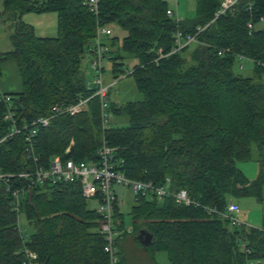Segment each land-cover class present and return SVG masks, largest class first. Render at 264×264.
Listing matches in <instances>:
<instances>
[{
    "label": "trees",
    "instance_id": "trees-1",
    "mask_svg": "<svg viewBox=\"0 0 264 264\" xmlns=\"http://www.w3.org/2000/svg\"><path fill=\"white\" fill-rule=\"evenodd\" d=\"M248 1L251 13L245 9ZM2 2L0 17L12 28L11 49L0 53V66L9 60L17 64L21 90L8 95L18 124L46 116L55 103L74 104L92 96L94 91L86 87L89 72L81 65L92 52L96 19L83 0ZM219 3L195 0V15L175 23L166 15L163 0H100L99 20L125 32L116 49L112 35L103 42L113 78L124 73L119 52L130 55L136 64L128 76L143 96L139 102L109 103L112 118H125L127 124L111 121L105 141L116 149L120 170L128 179L159 185L168 177L171 191H186L194 203L184 207L172 198L138 196L129 212L130 232L118 239V264H128V239L152 264H159L157 253H164L168 264H264V226L245 224L238 229L222 216L231 199H262L264 0H242L234 12L219 17L199 35L201 44L154 62L158 50L169 53L176 31L193 34L213 19ZM26 13H55L57 36L37 38L19 19ZM237 55L252 61L251 76L234 71ZM4 113L0 102V140L9 134ZM25 133L0 144V172L18 174L30 166L24 154ZM102 136L99 100L92 97L86 112L56 117L39 129L33 138L35 154L44 166L54 157L94 160ZM253 148L260 171L249 180L236 163L250 161ZM12 182L23 187L22 180ZM31 189V204L27 193L20 205L33 229L23 242L11 195L0 185V264H22L23 246L43 264H107L104 241L96 233L100 217L88 208L77 184ZM113 214L123 228L117 206ZM140 232L151 237L148 245L141 244Z\"/></svg>",
    "mask_w": 264,
    "mask_h": 264
},
{
    "label": "built area",
    "instance_id": "built-area-1",
    "mask_svg": "<svg viewBox=\"0 0 264 264\" xmlns=\"http://www.w3.org/2000/svg\"><path fill=\"white\" fill-rule=\"evenodd\" d=\"M241 1L220 0L219 7L209 23L203 27H197L193 34H183L180 31H176L173 35V46L169 53L165 55L161 50H158V57L154 62L168 55L180 53L187 47L201 44L198 39L199 35L219 17L234 12ZM99 3L100 0H83L82 2L83 6L96 19L92 52L87 63V71L90 74V78L86 81L87 89L94 91L92 96L80 98L74 104L65 102L55 103L50 107L46 116H40L28 124L19 125L11 96L0 93V102L5 106L2 120L9 125V134L0 140V144L7 138L25 133L26 131L24 134V154L26 162L30 165L18 174L0 172V185L3 186L5 193L11 195L12 211L16 214V228L23 242H25L26 234L21 233L19 220L21 216L20 205L22 199L26 197L28 189L37 186L77 184L85 200L97 203L95 211L100 217V223L96 233L104 241L103 252L107 256V264H118V239H121L124 233H129L130 229L125 226L123 228L118 227L114 219L113 211L118 206V196L114 187L129 189L134 196V200L138 196H149L156 201H160L163 198H172L176 204L184 207H188L194 203L186 191L172 192L170 189V178L168 177L159 185H154L152 182H139L128 179L120 170L122 162L115 157L116 149L109 146L105 141L104 132L109 129L110 125L109 96L116 81L107 83L104 78L105 62L109 57L107 56L108 47L103 43V39L112 35V29L110 24H103L98 18ZM245 9L251 13L252 2L248 1ZM166 15L173 19L175 23H179L183 19L175 10H166ZM247 28L249 30L252 29L251 22L247 23ZM218 54H222V51H219ZM236 60L239 70L243 69L242 62L249 61L252 63V61L241 55H237ZM262 78L264 79V73ZM92 97H97L99 100L100 124L103 132L100 145L95 153V159L90 161H74L72 159L54 157L46 166L40 164L35 154L33 140L38 130L48 127L50 122L56 117L63 115L75 116L86 112L88 110V102ZM65 153H69V148H66ZM17 179L22 180L23 187L12 184V181ZM208 212H215V210H208ZM239 213V205L230 200L227 202L226 213L222 216L227 218L232 226L240 229L245 224L238 219L237 215ZM240 247L245 251L243 242H240ZM21 254L23 256L22 264H43L39 261L37 254L26 246H23L21 249Z\"/></svg>",
    "mask_w": 264,
    "mask_h": 264
},
{
    "label": "rangeland",
    "instance_id": "rangeland-1",
    "mask_svg": "<svg viewBox=\"0 0 264 264\" xmlns=\"http://www.w3.org/2000/svg\"><path fill=\"white\" fill-rule=\"evenodd\" d=\"M34 1V0H29ZM166 3L167 7L170 10H175V5L178 1L179 3V16L180 17H188L191 18L195 15V0H163ZM2 9V0H0V10ZM189 11V12H188ZM2 17L0 18V34L4 31L7 35L11 32L10 30L7 32L2 25ZM112 38H117L115 43V49L119 47L121 39L125 37V32L121 30L117 25L112 24ZM1 37V36H0ZM6 37V36H5ZM110 37V38H111ZM106 38L103 39V42ZM2 45H6V41L4 39H0ZM9 45L10 42H9ZM4 49V47H3ZM11 49V48H10ZM120 55L123 56V64L124 66L121 67V70L124 73H118L117 78H113V75L110 70V63L108 60L105 62V73L104 78L107 83L116 81L115 86L112 87L109 96V103H114L116 105H121L127 102H139L142 101L143 96L140 94L134 84V81L131 77L128 76L132 67L136 64V61L128 54L119 52ZM87 55L84 56L82 60V70L84 71L87 69ZM243 69L239 70L238 62L236 61L234 65V71L240 74L243 77H249L252 74V63L249 61L242 62ZM89 77V74L87 76ZM6 84V88L8 91H12L16 89V83H18V89H21V81L20 76L18 73L17 64L14 60H9L4 62L0 66V83ZM5 88V87H4ZM0 91H4V89H0ZM110 115V114H109ZM110 122H117L120 126H125L127 121L125 118H121L117 120V118L110 115L109 116ZM72 142L68 145L67 148L71 147ZM252 158L250 161L247 162H237L236 166L242 173L249 179L254 180L259 171L260 167L257 162V152L255 149H252ZM115 191L117 192L118 196V211L123 215L124 218V226L126 228H131V217L129 215L131 207L134 205V196L129 189H121L114 187ZM262 199L259 200L256 197H247L243 199H231L232 201L236 202L239 205L240 213L237 215L238 219L243 221L244 224L247 226L252 227H262L264 226V186L262 188ZM87 206L89 209H95L97 203L94 201L88 200ZM20 231L22 234L28 233L31 234L33 229L27 226L26 219L22 214L20 216ZM126 258L128 264H152L149 261L148 256L146 253L137 247L135 244L132 243L130 239L126 241ZM133 244V245H132ZM132 245V246H131ZM155 261L159 264H168L166 255L164 253H157L155 255Z\"/></svg>",
    "mask_w": 264,
    "mask_h": 264
},
{
    "label": "crops",
    "instance_id": "crops-1",
    "mask_svg": "<svg viewBox=\"0 0 264 264\" xmlns=\"http://www.w3.org/2000/svg\"><path fill=\"white\" fill-rule=\"evenodd\" d=\"M175 11H177V13L179 14V3L177 1L176 5H175ZM169 9V8H168ZM172 9V8H170ZM4 7H3V2H2V9L0 10V14L3 12ZM189 12V11H188ZM2 17V16H1ZM0 17V18H1ZM182 18H184L182 16ZM188 18V17H185ZM19 19L21 20L22 23L30 26L33 28L34 31V35L37 38H55L57 36V15L55 13H43V14H35V13H26L23 14L21 17H19ZM2 27L4 29H6V31L8 32L9 30H11L12 26L10 25V23H8L4 17H2ZM0 39H4L6 41V45H2V42L0 41V53L3 52H7L10 50L11 45H9V37L6 33H4V31L0 34ZM6 36V37H5ZM4 47V49H3ZM89 61V56H87V63ZM86 63V65H87ZM16 85V89L14 90H7V86L6 84H4L3 82L0 83V89H4V91H0V93L2 94H11V93H17L19 92L21 89H18V83L15 84ZM5 87V88H4ZM243 222V221H242Z\"/></svg>",
    "mask_w": 264,
    "mask_h": 264
},
{
    "label": "water",
    "instance_id": "water-1",
    "mask_svg": "<svg viewBox=\"0 0 264 264\" xmlns=\"http://www.w3.org/2000/svg\"><path fill=\"white\" fill-rule=\"evenodd\" d=\"M28 201L31 204L32 199V189H28ZM138 239L140 240L142 245H148L151 241V237L145 234L144 232H140L138 235Z\"/></svg>",
    "mask_w": 264,
    "mask_h": 264
}]
</instances>
